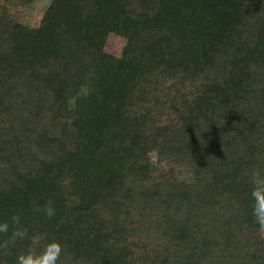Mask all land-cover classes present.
<instances>
[{"label":"trees","instance_id":"16d2710c","mask_svg":"<svg viewBox=\"0 0 264 264\" xmlns=\"http://www.w3.org/2000/svg\"><path fill=\"white\" fill-rule=\"evenodd\" d=\"M11 1L33 0H0V243L17 214L57 264H263L264 0H51L36 27ZM126 20L138 34L106 52Z\"/></svg>","mask_w":264,"mask_h":264},{"label":"clouds","instance_id":"9594fccd","mask_svg":"<svg viewBox=\"0 0 264 264\" xmlns=\"http://www.w3.org/2000/svg\"><path fill=\"white\" fill-rule=\"evenodd\" d=\"M251 189L249 192L251 214L261 228H264V171L254 169L251 172ZM34 213L52 218L56 212L52 204L45 203L43 206L35 205ZM11 221L16 227L12 230L8 240L0 243V247H7L9 243H15L17 240L29 241L28 248L19 252L15 257V264H57L61 256L62 244L56 239H49L41 246L40 237L29 232L21 224L20 216L13 214ZM9 232V223L0 222V234ZM39 249V250H36Z\"/></svg>","mask_w":264,"mask_h":264},{"label":"rangeland","instance_id":"374dc122","mask_svg":"<svg viewBox=\"0 0 264 264\" xmlns=\"http://www.w3.org/2000/svg\"><path fill=\"white\" fill-rule=\"evenodd\" d=\"M51 0H33L30 2L29 5L27 6H20L17 4L12 3V1L9 3H6L5 6L10 10L11 13H14L15 15H19L20 20L24 21L26 24L30 25V26H38L41 23V20L43 19L45 12H46V8L49 5ZM123 25L120 26V30L116 29L113 30L112 32H109V34L107 35L106 38V42H105V46H104V50L106 52H109L111 54L120 56L122 53V49L125 45L126 42V37L127 35H137V29L139 27H137V25L135 24V22H128L123 21L122 23ZM126 24V25H125ZM137 27V28H136ZM132 30V32H131ZM124 32V33H121ZM32 65V63H29L30 66ZM0 76L2 77V74L0 73ZM13 80V79H11ZM14 84V86L16 85L15 82H6L5 83V93H10L12 88L11 85ZM95 100L96 101V97H91L90 100ZM94 105H92L93 107ZM182 175H187V174H182ZM177 190H182L180 187L176 188ZM176 189H174V191H177ZM126 190H129L128 188H126ZM129 191L125 192V194H128ZM181 192H178V194H180ZM184 193V191H183ZM130 199H134L133 194L129 197ZM138 199V198H137ZM143 203L145 204H149L152 203L149 199H143L142 200ZM159 204V203H158ZM89 242L94 246V247H90L89 243L87 244V247H89L88 253H90V257H101V258H106L107 254H105L104 256L101 254L99 255L100 250L107 248L106 246V238L104 236H99V238H96L95 240H89ZM197 250L198 247L193 246L192 250H190L191 252H193L194 250ZM248 256L254 259L258 258V254H254L253 251L252 252H247ZM190 253H185L184 257L182 258L183 260H185L187 258V264H197L195 260H193V257H196V255L194 253L190 254ZM193 255V257H192ZM229 256V255H228ZM230 259L234 258V256H229ZM253 261H248V263L246 264H254ZM261 261L264 264V259H261Z\"/></svg>","mask_w":264,"mask_h":264}]
</instances>
